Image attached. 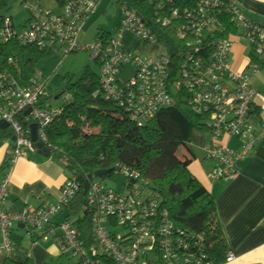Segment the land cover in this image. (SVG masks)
<instances>
[{
	"label": "built area",
	"instance_id": "obj_1",
	"mask_svg": "<svg viewBox=\"0 0 264 264\" xmlns=\"http://www.w3.org/2000/svg\"><path fill=\"white\" fill-rule=\"evenodd\" d=\"M103 1L105 0H66L61 12L53 13L46 12L40 0H26L21 3L24 13L28 15L23 22L16 25L13 18L0 17V45L14 40L22 46H35L63 57L75 51H90L92 58H101L104 61L99 76L100 92L103 97L119 105H129L128 110L131 112L133 122L152 119L161 108L171 103L169 91L185 87L192 95V111L207 121L210 144L206 148V157L215 164L209 175L210 180L233 178L239 171V164L248 158L258 143L264 139V124L258 128L250 121L252 105L257 95L251 77L232 72L229 57L234 41L229 37L218 39L215 34L209 39L207 31L212 28L211 24L215 19L210 16L204 0H198L197 10L193 13H188V10L180 11L181 14L176 10L172 11L171 19L183 18L187 21V30H180V25L174 23L176 20L166 18L161 22L162 27L167 28L171 34L186 39L187 47L195 54H199L202 45L214 40L210 62L202 66L192 65L189 57L187 64L183 65L179 80L173 84L168 83L170 73L168 59L155 61L149 57L134 58L137 66L135 78L123 84L119 82L120 69L124 63L130 61L131 54L120 42L113 41L108 46L104 45L100 38L88 47L79 44L85 23L98 11ZM168 2L172 3V0ZM208 2L216 5L219 3L218 0ZM231 2L236 3L234 0ZM3 7L6 5H2L0 11ZM229 11L233 13L235 25L241 30L248 31L245 40L249 44L254 43V54L262 59L264 31L252 25L239 10ZM120 16L122 32L133 34L143 44L156 43L157 39L152 37L143 18L136 12H130L127 4L120 6ZM253 68L256 72L258 64ZM46 84L45 79L38 75L25 87H21L6 75L0 76V123L9 125L15 139L10 165L0 183V251L6 254L14 252L10 233L13 224L20 223L32 230L31 237L40 235L42 240L52 239L54 243L63 245L62 249L72 253L70 257L77 259L78 264H211L190 252L194 246L190 241V235L174 229L166 222L154 230L148 223L149 219L143 220L141 197L136 193L120 196L103 187L92 186L89 202L99 210L93 225L97 244L91 249L92 257H86L85 251L78 248V234L70 224L63 225L59 234L58 230L52 227L62 206L75 194L77 190L75 181H67L64 184L59 205L45 206L37 210L27 209L17 219L4 211L3 205L8 198L14 165L23 158L25 152L37 151L36 145L31 141V125L37 126V142L45 150L51 149L45 136V129L54 121L57 114L52 110L38 107L40 95ZM28 110H31V113L25 116ZM232 140L240 143L239 150L229 147ZM149 204L154 215L155 202L150 200ZM111 215L117 216L119 226L124 234H129L131 240L125 241L121 236L108 232L107 219ZM113 236L116 238L113 239ZM158 236L161 239L159 247L153 248V237ZM145 241L148 242L144 245L147 247L143 246ZM149 249H152V252L146 256L144 253ZM109 260L111 261L108 262ZM233 260L234 256L229 253L225 263H232Z\"/></svg>",
	"mask_w": 264,
	"mask_h": 264
},
{
	"label": "trees",
	"instance_id": "obj_2",
	"mask_svg": "<svg viewBox=\"0 0 264 264\" xmlns=\"http://www.w3.org/2000/svg\"><path fill=\"white\" fill-rule=\"evenodd\" d=\"M168 1L117 0L116 3L119 8L127 4L130 12L138 13L152 37L157 39L156 44L166 45L170 67L168 83L173 84L179 80L183 65L187 64L189 57L192 65L202 66L210 62L214 40L202 45L199 54H195L187 47L186 39L183 40L177 34H171L167 28H163L161 22L166 18L171 19L172 11L176 10L181 14L180 11L188 10V13H193L198 7V0H172V3ZM208 1L210 0H204L210 16L215 19L211 24V31H207L209 39H212L214 34L218 39L247 38L248 31L241 30L235 25L233 13L229 9L239 10L252 25L261 29L244 15L242 0H234L236 3H232V0H218L217 5ZM56 2L60 13L66 0ZM174 23L180 25V30L188 28L187 21L183 18L177 19ZM100 38L104 45L108 46L111 42L117 41L106 33L97 36L96 41ZM249 45L251 58L260 63L262 59L254 54V43ZM136 57L138 58L131 55L130 61L124 63L120 69L121 75L125 66L130 65L134 68V75L125 81L120 80L119 75V82L126 84L135 78ZM51 58L65 57L46 49L22 46L14 40H9L0 45V76L6 75L21 87H25L36 76L35 67ZM94 61L102 71L103 59ZM99 76L87 68L79 78L71 74L64 77L51 76L50 79H45L47 84L40 95L38 107L52 110L57 114L54 121L45 129V136L51 147L47 150V158H53L61 164L68 175L67 181H75L77 187L73 197L56 215L52 227L58 230L59 234L63 225L70 224L77 231L78 248L85 251L86 257H92L91 249L97 244L93 225L95 215L99 211L89 202L92 186L103 187L120 196L136 193L141 197L140 205L144 209L142 219H149L148 223L154 230L165 222L170 223L174 229L190 235V241L194 245L190 252L196 257L211 264L224 263L229 255V248L217 216L215 202L188 169L189 163L195 158L190 147L192 132L195 130L208 132L206 119L192 111L190 91L185 87L172 89L169 91L171 99L169 105L161 108L149 121L133 122L131 112L128 110L129 105H119L105 100L100 92ZM64 98L66 102L59 110L46 108L44 105V101ZM252 114L251 110L250 115ZM12 139L11 130H0V143ZM181 149L187 153L183 160L177 156ZM10 161L8 158L5 165L9 166ZM99 171L112 172L104 177L95 178V173ZM113 176L122 180V190H113L102 182ZM150 200L155 202L154 215ZM76 214H80L81 217L72 224L70 219ZM61 215H65L66 220L58 223L57 217ZM116 219L118 218L115 215L107 219L108 232L121 236L125 241L131 240L129 234H124L119 226V219L118 222ZM17 224L32 236L29 227ZM116 236H113V239ZM36 237L41 238L40 235ZM160 240L159 236L153 237V248L159 247ZM57 246L75 264L79 263L77 259L70 257L72 253L62 249L63 245ZM151 252L152 249H149L144 254L148 256Z\"/></svg>",
	"mask_w": 264,
	"mask_h": 264
},
{
	"label": "crops",
	"instance_id": "obj_3",
	"mask_svg": "<svg viewBox=\"0 0 264 264\" xmlns=\"http://www.w3.org/2000/svg\"><path fill=\"white\" fill-rule=\"evenodd\" d=\"M241 6L244 15L264 31V0H242ZM233 41L229 63L233 73L251 77L257 95L250 121L260 128L264 124V57L259 63L251 58V46L247 41L240 38ZM255 64H258L256 72L253 68ZM209 144L208 132H192L190 147L195 158L189 163L188 169L215 202L229 253L234 256L232 263L222 264H264V139L239 164V171L233 178L220 181H211L209 178L215 168V164L206 157ZM1 145L0 183L8 168L5 162L13 155V139ZM229 147L239 150L240 143L232 140ZM67 176L55 159L42 157L37 152H25L13 167L4 211L17 219L27 209L59 205ZM61 218L57 217L58 223H62ZM10 241L15 250L11 254L0 251V264H71L68 260L75 264L54 241H45L36 236L33 238L17 223L13 224Z\"/></svg>",
	"mask_w": 264,
	"mask_h": 264
},
{
	"label": "rangeland",
	"instance_id": "obj_4",
	"mask_svg": "<svg viewBox=\"0 0 264 264\" xmlns=\"http://www.w3.org/2000/svg\"><path fill=\"white\" fill-rule=\"evenodd\" d=\"M24 1L26 0H0V5H6V7H3L0 11V17H11L16 25H18L19 22H23L28 17V15L24 13L21 6V3ZM116 1L117 0H105L101 3L98 11L85 23L79 44L82 47L91 46L95 43L97 36L106 33L109 34L112 39L119 41L121 45L125 46L127 51L133 56L149 57L155 61H159L160 59H169V53L166 45L156 44L155 42L143 44L140 42V39L133 34L124 31L122 32L120 8L118 7ZM41 2L43 9L46 12L59 11L56 0H41ZM91 54L92 53L90 51L78 52L68 55L64 59L51 58L44 60L35 67V73L38 76H42L46 80L50 79L51 76L64 77L67 74H71L79 78L87 68L90 72L99 76L101 74V68L94 61V59H92ZM133 75L134 68L130 65L125 66L124 71L120 75V80L125 81ZM65 102V98L58 100L54 99L44 101V105L46 108L59 110ZM2 143H0V146H2ZM177 156L179 159L183 160L184 157L187 156V153L185 150L181 149ZM97 181L101 182L102 180ZM102 182H104L108 188L113 190H122V180L116 176H113L110 179H105ZM61 217V222H65L66 216L61 215ZM80 217V214H76L70 219V222L74 224ZM144 245L145 244H143V246ZM68 261L73 264L70 260Z\"/></svg>",
	"mask_w": 264,
	"mask_h": 264
},
{
	"label": "water",
	"instance_id": "obj_5",
	"mask_svg": "<svg viewBox=\"0 0 264 264\" xmlns=\"http://www.w3.org/2000/svg\"><path fill=\"white\" fill-rule=\"evenodd\" d=\"M31 113V110H28L25 114V116H28L30 115ZM9 129V125L6 124V123H0V130L2 131H7ZM30 129H31V141L33 144L36 145V148H37V154L42 156V157H47V150H45L43 148V146L37 142V126L36 125H31L30 126ZM15 139L13 138V141ZM112 171H99L97 173H95L94 177L95 178H101V177H104L106 175H108L109 173H111ZM91 178V177H90Z\"/></svg>",
	"mask_w": 264,
	"mask_h": 264
},
{
	"label": "clouds",
	"instance_id": "obj_6",
	"mask_svg": "<svg viewBox=\"0 0 264 264\" xmlns=\"http://www.w3.org/2000/svg\"><path fill=\"white\" fill-rule=\"evenodd\" d=\"M9 130V129H8Z\"/></svg>",
	"mask_w": 264,
	"mask_h": 264
}]
</instances>
